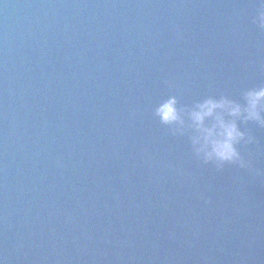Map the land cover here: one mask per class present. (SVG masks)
<instances>
[{
	"label": "water",
	"instance_id": "obj_1",
	"mask_svg": "<svg viewBox=\"0 0 264 264\" xmlns=\"http://www.w3.org/2000/svg\"><path fill=\"white\" fill-rule=\"evenodd\" d=\"M258 3L0 0L4 264H264V128L217 170L155 115L264 84Z\"/></svg>",
	"mask_w": 264,
	"mask_h": 264
},
{
	"label": "clouds",
	"instance_id": "obj_2",
	"mask_svg": "<svg viewBox=\"0 0 264 264\" xmlns=\"http://www.w3.org/2000/svg\"><path fill=\"white\" fill-rule=\"evenodd\" d=\"M256 7L253 23L264 30V0H259ZM177 103L175 96L170 97L155 109V115L172 135H187L196 159L213 164L217 170L226 165L251 167L240 148L255 143L247 128L249 123L264 128V84L244 89L239 99L221 94L206 96L190 106L178 107Z\"/></svg>",
	"mask_w": 264,
	"mask_h": 264
}]
</instances>
